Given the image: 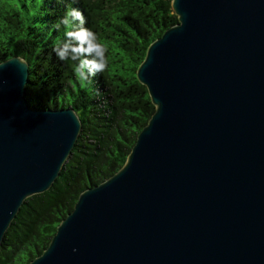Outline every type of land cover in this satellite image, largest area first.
<instances>
[{
    "label": "water",
    "instance_id": "95a60500",
    "mask_svg": "<svg viewBox=\"0 0 264 264\" xmlns=\"http://www.w3.org/2000/svg\"><path fill=\"white\" fill-rule=\"evenodd\" d=\"M170 7L177 22L135 70L154 106L124 163L79 192L25 264H264V0ZM0 63L1 242L59 175L81 121L27 104L22 56Z\"/></svg>",
    "mask_w": 264,
    "mask_h": 264
},
{
    "label": "trees",
    "instance_id": "16d2710c",
    "mask_svg": "<svg viewBox=\"0 0 264 264\" xmlns=\"http://www.w3.org/2000/svg\"><path fill=\"white\" fill-rule=\"evenodd\" d=\"M170 1L0 0V61L19 55L28 63L27 104L38 109L70 106L81 121L50 188L25 198L3 232L0 264H25L33 258L79 192L124 163L154 106L135 70L149 42L177 22ZM72 8L83 13L84 27L106 47V70L86 81L75 76L74 61L62 62L52 51L66 31L56 25Z\"/></svg>",
    "mask_w": 264,
    "mask_h": 264
},
{
    "label": "clouds",
    "instance_id": "9594fccd",
    "mask_svg": "<svg viewBox=\"0 0 264 264\" xmlns=\"http://www.w3.org/2000/svg\"><path fill=\"white\" fill-rule=\"evenodd\" d=\"M60 24L66 31L64 40H58L52 49L56 57L62 62L74 61L73 72L80 80L86 81L97 73H103L107 68L106 47L99 42L95 32L84 27L83 13L75 8L68 9L56 27Z\"/></svg>",
    "mask_w": 264,
    "mask_h": 264
},
{
    "label": "rangeland",
    "instance_id": "374dc122",
    "mask_svg": "<svg viewBox=\"0 0 264 264\" xmlns=\"http://www.w3.org/2000/svg\"><path fill=\"white\" fill-rule=\"evenodd\" d=\"M3 35L1 34V37H2Z\"/></svg>",
    "mask_w": 264,
    "mask_h": 264
}]
</instances>
